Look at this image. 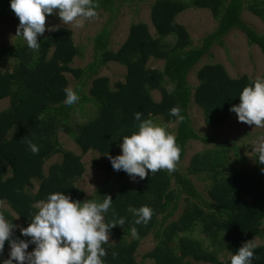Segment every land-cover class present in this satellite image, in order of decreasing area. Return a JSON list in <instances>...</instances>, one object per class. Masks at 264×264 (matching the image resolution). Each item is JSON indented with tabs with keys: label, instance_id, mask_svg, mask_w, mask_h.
Returning <instances> with one entry per match:
<instances>
[{
	"label": "trees",
	"instance_id": "obj_1",
	"mask_svg": "<svg viewBox=\"0 0 264 264\" xmlns=\"http://www.w3.org/2000/svg\"><path fill=\"white\" fill-rule=\"evenodd\" d=\"M134 1L98 0L97 13H107L108 21L94 37V59L86 67L72 66L81 48L74 31L63 25L38 36V50L28 49L23 39L0 48V58L8 65L0 67V99H10V106L0 112V203L12 209L0 207V214L14 225L27 227L50 193L61 191L80 201H102L110 195L112 208L105 214V223L120 218L125 223L110 230L116 241L103 245L107 251L104 264H150L146 259L155 264H230L244 243L264 238V165L257 162L255 153L253 165L234 166L230 153L234 150L235 159L240 160L238 146L219 144L214 135L199 134L190 109L193 102L199 105L213 130L232 117L229 108L239 103L243 88L256 78L247 73L233 77L222 62L204 63V59L214 58L212 48L224 46L236 28L264 54V34L243 19L244 10L249 9L264 21V0H156L151 7L155 32L145 21L133 23L125 42L114 50L113 22ZM193 7L209 9L219 21L197 46L187 27L177 21L178 15ZM3 17H14L19 23L10 0H0ZM151 60L164 61L163 68L151 67ZM111 62L127 68L124 81L112 84L109 76L100 75ZM200 63L198 83L193 86L189 75ZM67 73L76 78L72 90L80 97L71 106L64 103V89L70 88ZM156 90L161 93L159 100L153 95ZM83 102L95 103L96 114L73 123L72 115ZM173 107L180 108L183 121L169 115ZM137 111L142 120L161 117L163 127L175 135L181 150L176 170L149 173L136 186L108 180L92 197H86L78 185L86 173L83 156L65 149L59 133L69 134L84 153L95 150L116 156L122 138L138 130ZM172 123L177 124L174 130L169 129ZM196 140L216 145L197 152L183 171L180 166L189 143ZM28 141L39 147L38 154L28 149ZM58 154L62 159L46 168L47 161ZM97 164L106 172L112 167L111 163ZM120 175L128 176L123 171ZM190 175L209 180V198ZM182 201L185 206L179 212ZM143 205L153 209L152 218L147 225H134L130 209ZM150 235L156 244L143 255L145 260L138 261L142 240ZM17 236L18 228L13 230V238ZM252 245L253 264H264V243ZM8 251L6 242L4 259Z\"/></svg>",
	"mask_w": 264,
	"mask_h": 264
},
{
	"label": "clouds",
	"instance_id": "obj_2",
	"mask_svg": "<svg viewBox=\"0 0 264 264\" xmlns=\"http://www.w3.org/2000/svg\"><path fill=\"white\" fill-rule=\"evenodd\" d=\"M98 7V0H10V8L19 19L16 36L22 37L27 48L34 51L41 46L38 36L46 31L47 16L55 14L64 24L72 23L79 28L97 17ZM64 92L65 104L71 106L79 101L71 88H65ZM229 111L236 114L239 122L264 128V78L257 77L245 86L239 94V103L233 104ZM169 115L184 119L179 107L171 108ZM141 117V112L134 113L138 130L122 138L121 154L108 157L113 170L125 172L134 183L149 173L175 171L181 152L174 134ZM28 149L33 154L39 153V147L31 141ZM253 151L257 162L264 165V139L258 140ZM112 202L110 195H105L102 201H80L60 191L50 193L40 202L27 227L14 225L0 214V264H104L102 258L107 251L103 245L109 241L110 230L125 223V218L105 223ZM130 211L134 225H147L153 215V209L147 205ZM15 228L19 229V236L13 238ZM131 231L133 236L137 235L134 226ZM6 242L9 252L4 259ZM30 245H34L32 251H28ZM254 258V246L247 242L231 256L230 264H253Z\"/></svg>",
	"mask_w": 264,
	"mask_h": 264
},
{
	"label": "rangeland",
	"instance_id": "obj_3",
	"mask_svg": "<svg viewBox=\"0 0 264 264\" xmlns=\"http://www.w3.org/2000/svg\"><path fill=\"white\" fill-rule=\"evenodd\" d=\"M155 1L156 0H135L131 5H125L122 8V11L112 25L113 34L111 47L114 50H118L125 42L130 31V26L133 23L145 21L150 24L152 31L155 32L151 23V7ZM243 19L259 33L264 34V21L251 10H244ZM107 21L108 14L99 12L97 17L85 21L84 26L78 28L72 23L64 24L57 15L53 14L46 17V31L43 35H48L60 25L70 27L74 31L76 44L81 48V54L75 58L72 66L75 68L86 67L94 59V37L106 25ZM177 21L187 27L194 40V46L199 45L203 37L214 31L219 25V21L213 16L209 9L194 7L189 8L178 15ZM18 24L19 23L14 17H3L0 19V48L7 45H13L19 39H22V37L16 36ZM212 51L214 53V58L210 59L205 57L204 63L209 60L212 62H222L233 77H239L240 75L247 73L253 78H264V54L258 45L249 44L245 33L240 29L236 28L232 30L225 38V45L222 46L216 44L212 48ZM149 65L151 67L163 68L164 61L151 60ZM201 65L202 63H200L189 75L190 82L193 86L198 83L196 71ZM0 67L4 69L8 67L1 58ZM126 73L127 68L116 62L109 63L100 71V75L110 77L112 84L121 80L124 81ZM67 77L70 80L69 86L73 89L77 84V80L72 73H67ZM153 95L157 100L161 98V93L157 90L153 92ZM9 106V98L0 99V112L6 110ZM96 111L97 105L95 103L83 102V104L79 105L73 113L72 122H83L88 118L93 117L96 114ZM190 113L199 134L203 136L214 135L219 144L228 146L231 143H235V145L238 146L240 160L235 159L236 153L234 150L230 153L231 162L234 166L253 165L255 159L253 147L258 140L264 139V128H256L239 122L234 113L220 129L213 130L206 124L203 109L199 105L193 102ZM152 121L159 126L165 124L161 117L155 118ZM176 125V123L170 124L169 129L174 130ZM59 138L65 149L72 150L83 156V161L86 164V173L80 179L78 185L85 190L86 197H92L96 190L108 180L119 181L118 183L127 182L133 186L137 185L138 182H131L128 176L121 177V171H114L111 167L110 171L106 172L103 167L98 166L97 162L110 163L108 157L114 155H102L95 150H90L89 152L84 153L76 141L65 132H60ZM215 145L216 144H206L201 140L191 141L185 159L181 163V169L183 171L187 170L193 156L197 152H201L207 148H214ZM119 154H121V151L117 155ZM61 159L62 154L54 156L47 161L46 168ZM190 178L204 196L209 198V180L198 179L194 175H190ZM184 198L185 195L183 196V199ZM184 206L185 201H182L179 212L182 211ZM0 207L6 210H12L7 203H0ZM17 226H21V224L18 223ZM196 235L201 236L199 233H196ZM115 241L116 238L110 234L108 242ZM259 243H264V238H256L254 242H252V244ZM155 244L156 241L151 235L143 239L137 252V260H145L143 255L151 251ZM33 247L34 246L30 245L28 251H32ZM145 261L150 264H155L151 259H146Z\"/></svg>",
	"mask_w": 264,
	"mask_h": 264
}]
</instances>
